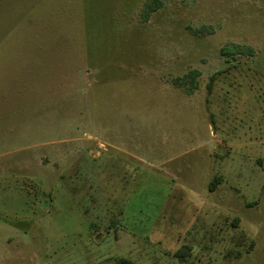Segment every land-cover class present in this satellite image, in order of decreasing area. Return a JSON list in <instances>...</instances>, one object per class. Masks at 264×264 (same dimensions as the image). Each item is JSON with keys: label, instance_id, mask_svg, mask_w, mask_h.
<instances>
[{"label": "rangeland", "instance_id": "1", "mask_svg": "<svg viewBox=\"0 0 264 264\" xmlns=\"http://www.w3.org/2000/svg\"><path fill=\"white\" fill-rule=\"evenodd\" d=\"M151 1L0 0V264H264V0Z\"/></svg>", "mask_w": 264, "mask_h": 264}, {"label": "trees", "instance_id": "2", "mask_svg": "<svg viewBox=\"0 0 264 264\" xmlns=\"http://www.w3.org/2000/svg\"><path fill=\"white\" fill-rule=\"evenodd\" d=\"M156 9H158V3H156L155 0L151 1L150 3L146 4L143 10V17L146 18L148 16V14H150L151 12L155 11ZM242 53H248L249 55L253 54V51L251 48L249 47H242V46H236L235 50H228L225 48H222L220 50V54L222 56H233V55H238V54H242ZM198 75L197 71H190L185 78L189 77V85H190V90H195L197 88L196 84H195V76ZM212 81H213V77L210 78V81L207 84V90L208 92H210L211 90V86H212ZM190 94V93H189ZM219 178H214L210 184H209V191H213L216 187V185L219 182ZM186 250L185 247L181 248L179 251H177L176 253V257L181 258L183 257V251ZM115 264H132L130 261L126 260V259H117L115 261Z\"/></svg>", "mask_w": 264, "mask_h": 264}]
</instances>
